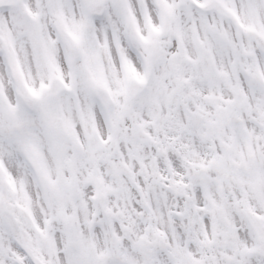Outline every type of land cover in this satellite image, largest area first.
I'll use <instances>...</instances> for the list:
<instances>
[{
	"label": "snow or ice",
	"instance_id": "snow-or-ice-1",
	"mask_svg": "<svg viewBox=\"0 0 264 264\" xmlns=\"http://www.w3.org/2000/svg\"><path fill=\"white\" fill-rule=\"evenodd\" d=\"M0 264H264V0H0Z\"/></svg>",
	"mask_w": 264,
	"mask_h": 264
}]
</instances>
